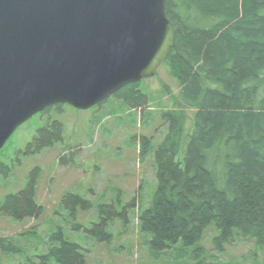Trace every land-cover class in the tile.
Here are the masks:
<instances>
[{"label": "trees", "instance_id": "16d2710c", "mask_svg": "<svg viewBox=\"0 0 264 264\" xmlns=\"http://www.w3.org/2000/svg\"><path fill=\"white\" fill-rule=\"evenodd\" d=\"M166 14L176 35L164 66L178 93L159 111L161 138L155 144L142 139L155 177L149 200L138 204L134 196L123 204L118 191L93 205L78 193H66L59 205L67 213L62 218L68 231L55 223L44 248L29 244L33 254L20 239L29 235L39 241L36 231L0 236L1 255L20 257V264H87L85 247L71 235L108 242L112 224L119 220L127 227L137 207L140 231L154 257L181 248L198 259L209 232L219 249L234 240H252L264 249V0H166ZM111 97L142 112L149 103L139 82ZM63 106L42 113L49 116ZM188 110L194 118L185 133ZM48 118L22 153L39 154L62 141V121ZM9 173L0 161V175ZM39 176L34 167L22 188L0 200V216L19 222L39 218L44 209L37 199ZM92 208L96 221L87 226L77 221L79 212Z\"/></svg>", "mask_w": 264, "mask_h": 264}, {"label": "rangeland", "instance_id": "374dc122", "mask_svg": "<svg viewBox=\"0 0 264 264\" xmlns=\"http://www.w3.org/2000/svg\"><path fill=\"white\" fill-rule=\"evenodd\" d=\"M139 83L149 100L145 112L129 109L114 97L88 110L68 105L60 112L51 110L49 116L58 118L64 125L63 139L39 154L26 155L22 150L49 116L38 113L17 128L0 152V161L10 167L7 177L0 175V200L7 193L22 188L31 169L39 167L37 199L44 209L39 218L21 222L0 216L1 237L36 231L39 241L31 240L33 237L27 235L20 242L29 249V254L34 251L29 246L31 242L39 249L44 248L43 244H48L49 230L55 223L64 225L68 231L67 222L62 218L66 212L59 205L66 193H78L93 205L115 198L118 191L123 204L134 196L138 197V204L149 200L155 177L150 150L142 146V139L146 137L155 144L161 138L163 127L158 114L162 108L171 105L178 93V85L166 66L154 77ZM193 118V111L188 110L185 133L191 131ZM139 211V207L131 211L127 227L116 220L108 242L99 243L86 235H71L85 247L87 264H198L200 260H204V264H264V249L256 246L254 241L234 240L219 249L212 240L213 232H209L202 242L205 253L199 261L191 250L181 248L154 257L139 228ZM96 219L94 208L79 212L77 216V221L86 226ZM22 261L17 256L0 254V264H20Z\"/></svg>", "mask_w": 264, "mask_h": 264}, {"label": "water", "instance_id": "95a60500", "mask_svg": "<svg viewBox=\"0 0 264 264\" xmlns=\"http://www.w3.org/2000/svg\"><path fill=\"white\" fill-rule=\"evenodd\" d=\"M175 35L166 0H0V151L50 106L88 110L154 77Z\"/></svg>", "mask_w": 264, "mask_h": 264}, {"label": "bare ground", "instance_id": "6f19581e", "mask_svg": "<svg viewBox=\"0 0 264 264\" xmlns=\"http://www.w3.org/2000/svg\"><path fill=\"white\" fill-rule=\"evenodd\" d=\"M119 90H120V89H119ZM119 90H118V91H119Z\"/></svg>", "mask_w": 264, "mask_h": 264}]
</instances>
